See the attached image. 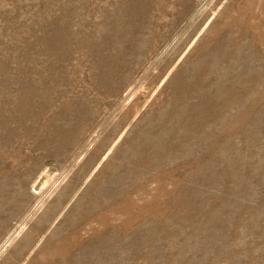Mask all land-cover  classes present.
Here are the masks:
<instances>
[{"label": "rangeland", "instance_id": "374dc122", "mask_svg": "<svg viewBox=\"0 0 264 264\" xmlns=\"http://www.w3.org/2000/svg\"><path fill=\"white\" fill-rule=\"evenodd\" d=\"M0 264H264V0H0Z\"/></svg>", "mask_w": 264, "mask_h": 264}]
</instances>
